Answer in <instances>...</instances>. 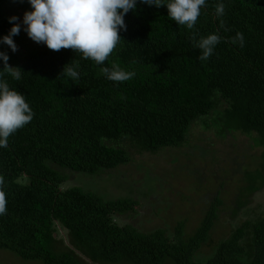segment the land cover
Returning a JSON list of instances; mask_svg holds the SVG:
<instances>
[{"label":"trees","instance_id":"trees-1","mask_svg":"<svg viewBox=\"0 0 264 264\" xmlns=\"http://www.w3.org/2000/svg\"><path fill=\"white\" fill-rule=\"evenodd\" d=\"M221 2L225 14L218 17ZM11 7L32 9L27 0H0V36L13 26ZM125 23L127 30L103 65L71 49L12 52L0 44L9 66L20 73L13 78L0 61V78L25 95L34 113L0 148V192L7 202L0 215V248L45 264H264V213L250 214L212 256L198 258L210 242L221 192L192 235L183 222L172 237L162 228L143 232L116 220L142 204L136 199L139 187L129 182L134 175L141 178L142 166L130 176L116 172L165 146H184L198 120L205 128L222 122L225 132L252 137L264 150V0H207L192 29L171 20L166 5L138 3ZM211 34L220 42L201 61L194 44ZM22 36L21 30L14 38ZM69 63L79 65L75 83L62 73ZM113 65L134 77L107 79L102 68ZM69 170L111 175L129 185L131 195L105 199L87 184L65 186L74 178ZM60 230L67 236L59 238Z\"/></svg>","mask_w":264,"mask_h":264},{"label":"rangeland","instance_id":"rangeland-1","mask_svg":"<svg viewBox=\"0 0 264 264\" xmlns=\"http://www.w3.org/2000/svg\"><path fill=\"white\" fill-rule=\"evenodd\" d=\"M25 11L20 7H11L7 15L19 17L17 22L22 25ZM22 35L14 38L18 50L26 49L30 53L46 46L32 41L23 30V25ZM205 125L206 122L201 120L193 123L183 142L184 146H165L156 155L139 156L135 166L129 164L116 172L130 176L138 171V164L142 166L139 168L141 178L134 175L132 177L135 180L129 181L133 187H139L136 199L142 204L137 206L136 211L117 216L116 220L123 225H134L143 232L162 228L167 231V235L174 237L178 223L183 222L185 233L192 235L201 225L212 202L220 201L216 196L221 192L219 197L223 204L208 246H204L198 253L201 261L212 256L214 248L236 226L252 218L250 214L256 218L259 213H264V158L260 156L264 150L258 148L252 137H245L241 132H234L236 134L233 135L225 132L222 122L213 123L208 128ZM68 172L74 178L66 182L65 186L75 182L87 184L88 190L105 199L131 195V187L111 175L90 177L81 172ZM241 204H245L244 207ZM65 236L66 232L60 230L58 237ZM64 239L69 243L68 238ZM0 264L45 263L25 260L10 250L0 248ZM99 264L134 263L117 261Z\"/></svg>","mask_w":264,"mask_h":264},{"label":"clouds","instance_id":"clouds-1","mask_svg":"<svg viewBox=\"0 0 264 264\" xmlns=\"http://www.w3.org/2000/svg\"><path fill=\"white\" fill-rule=\"evenodd\" d=\"M32 10L23 16V30L36 43L45 44L50 50L60 51L71 49L82 54L84 59H91L97 65H103L113 54L122 37L121 30L126 31L125 16L129 11H136L138 3L157 8L167 6L168 17L180 26L192 29L207 0H27ZM225 14L224 3L216 7L218 17ZM19 17L12 16L9 23L13 24L9 33L0 38V44L18 50L14 37L22 30ZM220 37L211 34L195 42L194 46L201 50L198 56L201 61L207 60L214 52ZM240 46L243 47V34H238ZM235 42V41H234ZM10 57L5 51H0V61L4 69L15 78H20L19 69L9 66ZM64 67L63 74L69 81L76 82L80 78L77 70L79 65ZM107 79L114 82H124L134 77V72L121 70L113 65L110 70L102 68ZM34 113L26 102L25 95L11 89L8 82L0 78V148L8 146L9 137L28 124ZM5 194L0 192V215L7 211Z\"/></svg>","mask_w":264,"mask_h":264}]
</instances>
